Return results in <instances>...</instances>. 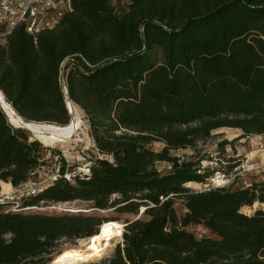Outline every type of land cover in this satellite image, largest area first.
<instances>
[{
  "label": "trees",
  "instance_id": "16d2710c",
  "mask_svg": "<svg viewBox=\"0 0 264 264\" xmlns=\"http://www.w3.org/2000/svg\"><path fill=\"white\" fill-rule=\"evenodd\" d=\"M72 7L54 30L34 37L19 25L0 43V91L19 118L68 127L65 70L102 158L69 179L60 166L59 177L16 210L0 205V264H49L60 240L90 239L116 222L24 212L75 201L138 216L126 222L111 257L82 264H264V211L242 212L264 204V183L193 190L186 186L208 178L200 163L170 154L221 128L240 134L234 139L264 135V0H129L123 7L72 0ZM44 149L0 107L1 185L35 180ZM163 162L170 172L158 170ZM199 226L212 237L188 231Z\"/></svg>",
  "mask_w": 264,
  "mask_h": 264
},
{
  "label": "rangeland",
  "instance_id": "374dc122",
  "mask_svg": "<svg viewBox=\"0 0 264 264\" xmlns=\"http://www.w3.org/2000/svg\"><path fill=\"white\" fill-rule=\"evenodd\" d=\"M128 2L129 0H112L113 5L116 7H123ZM0 43L3 44L4 42L0 41ZM82 116L83 124L74 138L69 141L62 140L58 143L50 142L48 144L53 145L51 147L43 145L45 149L42 154L46 164L39 171L38 177L35 180L18 188H7L0 184V205H4L3 211L9 212L18 208V206L22 207L25 201H29L32 197L40 194L43 189L51 185L59 177L60 166L65 165V177L69 179L78 173H88V167L91 163L97 158H102V155L97 151L94 141L90 137V127L85 119V115L83 114ZM222 130L221 128L213 131L210 139L198 142L194 148L171 151V156L177 157L181 161L199 162L202 174L208 177L205 184H189L186 186L187 188L204 190L216 187H230L232 190H237L249 183H264V135L247 136L242 133L241 138L234 139L240 134L235 137H229L227 130H225V134L221 132ZM225 141L232 143L221 147V143ZM151 148L157 152H161L164 144L154 143ZM230 165H238V167L231 172H227ZM157 168L163 174L171 171L170 164L165 162L158 163ZM176 208L180 215L184 212L181 203H177ZM25 210L24 212L29 214H58L67 211L81 213L86 216L99 217L103 223L116 221L123 228L127 221H133L138 218L134 214L119 212L117 207L100 210L94 208L91 203L82 201L61 204L42 202L38 206L25 208ZM257 210L264 211V204L258 202L257 205L246 206L242 209V212L253 215ZM188 231L194 233L199 239L212 237V234L201 226L190 227ZM84 240L88 242V239L60 240L53 254L50 256L51 262L49 264H53L54 259L67 250L81 249L85 245V243L81 242ZM121 242V236L116 237L112 240L111 246L102 257L95 258L92 260L93 262H90L99 263L101 259L111 257L114 248Z\"/></svg>",
  "mask_w": 264,
  "mask_h": 264
},
{
  "label": "bare ground",
  "instance_id": "6f19581e",
  "mask_svg": "<svg viewBox=\"0 0 264 264\" xmlns=\"http://www.w3.org/2000/svg\"><path fill=\"white\" fill-rule=\"evenodd\" d=\"M3 98L4 96L0 91V99L2 100L3 107L7 111L14 126L23 129H31L33 136L43 145H50L48 144L50 142L58 143L62 140H71L78 133V130L83 124V114L74 103H72V105L70 104L73 114L70 125L68 127H58L54 125L28 123L21 117L19 118L18 114L12 110V106L8 105ZM192 185L200 184L193 183ZM123 229V226L117 222L105 223L100 228L98 235L88 239V242L86 240L81 241L85 243L81 249L67 250L59 254L54 259L53 264H82L88 263L95 258H100L107 252L111 246L112 240L116 237L123 236Z\"/></svg>",
  "mask_w": 264,
  "mask_h": 264
},
{
  "label": "built area",
  "instance_id": "2783aa9c",
  "mask_svg": "<svg viewBox=\"0 0 264 264\" xmlns=\"http://www.w3.org/2000/svg\"><path fill=\"white\" fill-rule=\"evenodd\" d=\"M72 12V0H0V41L19 25H25L27 33L37 37L54 30Z\"/></svg>",
  "mask_w": 264,
  "mask_h": 264
},
{
  "label": "water",
  "instance_id": "95a60500",
  "mask_svg": "<svg viewBox=\"0 0 264 264\" xmlns=\"http://www.w3.org/2000/svg\"><path fill=\"white\" fill-rule=\"evenodd\" d=\"M61 84H62V88H63V93H64V97H65V103H66V106H67V109H68V112H69V115L71 117V120L73 118V114H72V111H71V108H70V104L72 105L73 101L71 100L70 98V95H69V91H68V87L66 85V79H65V70H62V73H61ZM3 100L5 101V99L3 98ZM0 107L1 109L4 111V113L6 114L9 122L14 126L12 120L10 119L7 111L5 110V108L3 107V104H2V100L0 99ZM22 118V117H21ZM70 120V122H71ZM28 123L30 124H41V123H36V122H30V121H27ZM15 127V126H14ZM15 128H19V127H15ZM20 129H23V128H20ZM23 130H26L28 131L30 134L33 135V132L31 129H23ZM242 131V130H241ZM243 132V131H242ZM144 210H142L143 212ZM141 212V213H142Z\"/></svg>",
  "mask_w": 264,
  "mask_h": 264
}]
</instances>
